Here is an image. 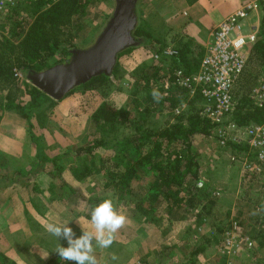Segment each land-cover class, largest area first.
Returning <instances> with one entry per match:
<instances>
[{
	"label": "rangeland",
	"instance_id": "374dc122",
	"mask_svg": "<svg viewBox=\"0 0 264 264\" xmlns=\"http://www.w3.org/2000/svg\"><path fill=\"white\" fill-rule=\"evenodd\" d=\"M244 1L242 0L240 7ZM30 2L33 1L26 0L23 5L9 9L0 17V37L7 36L16 39V35L22 34L27 29L29 23L34 18ZM92 2L87 12L88 14L75 21V48L70 50L91 47L113 16L116 8L115 0H92ZM173 43L176 42L171 37L170 40L161 39L159 44L154 40L144 41L140 39V45L137 46L140 51L133 52L132 54V51H129L119 57L117 61V65L119 66L117 75H110L109 82L102 88L96 90H78L76 88L77 91L75 93L65 96L60 100L49 96L53 101L46 103L42 108L41 121L46 127L50 120L55 119L58 122V126L62 125L64 127L63 130L66 132V136H70L71 139L78 138L75 143H81V147H86L101 137L93 127L92 115L105 102L118 108L131 110L129 113L134 124L131 123L128 126L118 125L119 128L115 134L117 136L123 134L133 135L135 130L145 127L157 130L164 127L170 121L174 122L176 118L174 114L176 113L174 112L173 114L174 107L172 105L173 101L178 99L182 90L176 84L175 70L170 66L168 71L165 64L166 61L164 62L162 58L163 55H166L165 53L174 49V47L169 45ZM70 57L58 55L53 62L65 64ZM249 60L246 72L251 70V68L253 69V66L257 64L254 61L250 65ZM21 74L23 78L18 79L20 83L27 81L33 85L27 75ZM244 76L245 74L242 75L243 78ZM242 77L240 79L244 80L245 78L243 79ZM147 78L149 80H146ZM263 79L264 71L261 68L256 81L243 82V87L238 86V81L233 90L235 101L238 103L242 95H248L249 97L252 90ZM153 90L158 91L160 94L157 99L153 98ZM2 95L0 92V99ZM22 95H24V99L21 101L26 102L25 99H29L28 95L24 91ZM69 97L75 98V101L70 100L69 102V105H74L70 109L72 111L78 110V112L73 114L74 116H65L64 118V115L59 116L64 109V104L61 102ZM181 100L185 101L179 106L181 108L180 114L188 109L186 104L189 105L187 97H183ZM119 105L123 106L119 107ZM252 106L254 105L252 104ZM142 112H144L143 115H141ZM254 123L256 122H251L245 126H250ZM36 131L37 134L41 135L39 143L42 145V143H45L41 134L42 129H39V132L38 129ZM205 138L211 142L205 141ZM205 143H211L209 145L213 147L208 150L209 154H215L222 159L226 155L225 159L231 161V163L240 165L241 179L236 190L216 189L214 193L216 203L213 208L205 201L191 208L185 206L184 200L177 212L169 216H163L154 224L148 223L141 216H137L128 205V199L122 202L119 199V193L116 194L114 190L104 188L105 173L100 168L108 157H112L109 150L100 149L94 155L83 153L79 157H75L72 154L75 159L68 161L64 158L62 159L64 154L61 151L53 155L58 158L56 159L58 160L56 161L57 165L71 164L74 168L80 169L81 173H84L87 168L89 170L90 176L85 177L87 181L83 184L86 193L85 200L83 201L86 202L81 205L85 207L80 210L86 214L85 220L90 221L91 219L92 210L89 200L102 198L104 200L111 199L114 207L120 214L134 221L129 226L125 224L120 229L124 236H126V233L128 236L133 232L135 235V258H127L130 257V252L126 250L124 245L129 240L123 244L127 252L122 246L119 247L120 260L124 261L127 258L126 264H141L142 262H147L148 264H184L189 259L188 257L191 252L203 243L208 244L207 248L209 249L206 254H202L199 257V264H264V170H260L257 175L251 174L248 177L249 173L244 169V165L253 162L255 159L252 158L253 155L249 151V146L244 142L236 143L235 145L238 146L236 149L237 154L234 153L229 156L228 145L222 146L219 143V137L216 132L211 130L208 136L196 135L193 138V149L196 154V150L202 149L201 147H204ZM217 144L222 147L218 148ZM75 146V150L72 148L74 151L80 148L77 145ZM206 147L207 145L204 148ZM44 154L51 156L46 150H44ZM225 159L223 160L225 161ZM75 160L76 163L73 164L74 162L71 161ZM106 164L108 165L107 162ZM38 166L43 170L54 171V173L56 170L51 163L38 164ZM228 194L232 199L230 200L232 208L230 205L228 207L226 204H220ZM233 196L234 198H232ZM203 204H207V208L204 210L202 209ZM86 225L90 227L89 223H86ZM8 232L3 236L4 241L13 242V244L11 243V247H15V249L11 250V253L5 254V252H2L4 247L0 245V250H2L0 251V262L4 261V256L15 262V264H47L50 257L53 256L54 252L42 251L36 252L35 255L39 259L38 257L34 259L33 241L27 238L28 242L22 235L10 236ZM130 241L132 242L133 240ZM140 242L147 243L149 249L145 250V252L144 250H140ZM164 249L166 250L163 252ZM112 250L114 252V247L110 248L108 253L110 254ZM142 254L143 256H141ZM97 261L98 264L104 263L103 259L102 261ZM116 262L112 261L111 264H115Z\"/></svg>",
	"mask_w": 264,
	"mask_h": 264
},
{
	"label": "trees",
	"instance_id": "16d2710c",
	"mask_svg": "<svg viewBox=\"0 0 264 264\" xmlns=\"http://www.w3.org/2000/svg\"><path fill=\"white\" fill-rule=\"evenodd\" d=\"M24 1H21L18 7L23 5ZM187 1L189 3L195 0ZM91 3H93L92 0L30 2L34 18L27 29L22 34L16 35V39L7 36L0 37V92L3 94L0 99V120L3 110H17L28 120L30 128H34V142L41 151H43L41 143L39 144L41 135L37 134L36 130L38 129L39 132V129L45 127L40 117L41 110L46 103L53 100L29 82L20 83L15 73L19 71L28 75L32 72L48 70L58 64L56 61L53 62L56 56H70V49L75 48V21L88 14ZM151 31L146 22H141L135 31V36L144 41L154 40L159 44L161 39L156 38ZM129 51L130 49L122 52L119 57ZM187 52L188 47L186 46L184 49L181 48L178 56L163 55L162 58L164 62L168 59L174 70L182 68L187 73L198 71L201 62H189ZM254 61L264 66L263 36H260L252 47L249 63ZM118 71L119 66L117 65L113 71L114 76ZM109 80V76L102 74L77 89H100ZM77 89L67 96L75 93ZM22 91L29 97L26 102L19 101V94ZM184 93L189 94L186 90H182L178 99L173 101L174 108L185 97ZM195 102V100L190 101L188 109L180 115L174 114L173 111L175 121L168 122L162 128L155 130L145 127L135 130L133 135L120 136L115 135L119 128L118 125L134 124L129 113L131 110L118 108L105 102L92 115L93 127L101 137L71 154L79 157L83 153L94 155L100 149L109 150L112 157L107 158L108 165L105 162L100 168L105 173L104 188L112 189L116 194L119 193V199L122 202L128 199L127 203L134 213L145 218L148 223H157L163 216L177 212L184 200L185 206L191 208L202 204V201L213 208L216 203L215 190L199 175L200 166L198 156L193 149V138L196 135L208 136L214 124L210 119L199 114L201 109L195 106ZM143 114L144 112L141 115ZM233 119L239 126H245L251 122L264 123V105L261 108L252 106L248 95H242ZM228 144L238 148L233 143ZM53 158L56 159V157ZM39 159L46 160L41 152ZM56 161L52 162L59 173L61 169ZM78 176L82 179L90 176L88 168ZM103 201L102 198L90 199L91 210ZM207 204L202 205L203 210L207 208ZM207 245L206 243L198 245L184 264H199V257L206 254L209 249ZM61 246L67 247L68 245ZM3 258L4 261L0 264H15L9 258L4 256ZM47 264H75V262L61 260L54 252ZM141 264L148 263L142 262Z\"/></svg>",
	"mask_w": 264,
	"mask_h": 264
},
{
	"label": "crops",
	"instance_id": "0c3cea01",
	"mask_svg": "<svg viewBox=\"0 0 264 264\" xmlns=\"http://www.w3.org/2000/svg\"><path fill=\"white\" fill-rule=\"evenodd\" d=\"M241 3L242 0H195L189 3L187 0H138L136 14L139 22L138 26L141 22H146L156 38L169 40L170 37L174 38L176 43L169 45L174 47L177 55L165 53L166 56H178L181 48L183 47L184 49L187 46V59L189 62L195 63L199 61L202 63L212 43L214 31L218 29L219 25L227 17L240 8ZM256 26H259L260 29L264 27V12L261 9L253 12L244 21V30L246 32H250ZM129 49L132 51L131 54L140 51L137 46ZM132 61L134 62V60ZM165 61L166 68L169 71L171 64L168 59ZM201 63L196 72L187 73L180 68L175 69V73L183 71L190 76L196 75L200 71ZM260 65L255 64L253 69L245 71L246 77L244 76L245 79L242 77L244 80L240 79L238 86H243V82L256 81L260 69L262 68V71H264V66ZM146 80L149 79L147 78ZM22 94L23 91L19 94V101L24 99ZM184 96L190 101H196L195 106L199 107V110L201 109L199 113L201 114L206 104L201 94L191 95L189 93L186 95L184 93ZM25 100L27 101L28 99ZM70 100L75 101V98L69 97L61 102L64 104V109L59 116L64 115L65 118V116H74L73 114L78 112V110L72 111L70 109L74 106L69 105ZM184 101L181 100L176 108L181 106ZM123 105H119V107ZM186 105L188 108L189 105ZM63 129L64 127L62 125L58 126V122L55 119L50 120L46 127L42 129L41 134L45 143H42L43 151H41L37 143L34 142V128H30L26 118L20 115L17 110H4L2 114L0 120V245L4 248L3 251H0L5 252V254H9L11 250L15 249V247H11L13 242L4 241L3 236L8 231L10 236L22 235L25 240L30 238L33 241L35 259L38 257L35 255L36 252H55L59 244H67L65 239H57L46 231L45 224L47 222H56L61 225L70 222L67 226L73 229L75 238L81 236L83 230H94L90 221L85 220L86 214L80 211L85 207L81 204L86 202L83 201L86 196L83 184L87 181V179H82L78 176L81 174L80 169L74 168L71 164L59 165L61 172H56L57 169L55 168L54 173V171L43 170L38 166V164L43 163H51L54 166L52 161L58 158L54 159L55 155L53 154H58L60 151L64 154L62 159L64 158L66 161L75 159L70 153L75 150V145L81 147V143H75L78 138L71 139L70 136H66V132ZM205 141L211 142L206 138ZM209 144L211 143H205L207 149L203 145L202 149L196 150L201 179L207 182L213 190L220 188L230 191L236 190L241 179L240 165L225 159L226 155L225 157L223 156L224 161L215 154H209L208 150L213 148ZM233 144L235 145L236 143ZM217 146L218 148L222 147L218 144ZM228 147L229 156L234 153L237 154V148H234L232 144H228ZM44 150L48 151L51 156L45 155ZM40 152L45 155L46 160L39 159ZM71 162L75 164L76 160ZM225 199L220 204H226V206L230 207L231 196L228 194ZM132 222L134 223L132 219L127 218L126 224L128 226ZM86 223H89L90 227H87ZM182 229L184 228L182 227ZM128 240L129 242L125 244L124 242ZM130 240L133 241L131 242ZM123 244H125L126 250L130 252V257L127 258H135L134 232L128 236L126 233V236H124L121 230L116 233L115 240L109 248L102 249L93 241L94 255L99 261L103 259V264H111L112 261H117L115 264H126L127 258L124 261L120 260L119 247L122 246L124 249ZM139 245L141 247L140 250H144V252L149 249L147 243L140 242ZM113 247L115 249L114 252L112 250L109 254L108 250ZM113 255L117 259H112Z\"/></svg>",
	"mask_w": 264,
	"mask_h": 264
},
{
	"label": "built area",
	"instance_id": "2783aa9c",
	"mask_svg": "<svg viewBox=\"0 0 264 264\" xmlns=\"http://www.w3.org/2000/svg\"><path fill=\"white\" fill-rule=\"evenodd\" d=\"M21 1L24 0H0V17L9 9L18 7ZM260 9L264 12V0H245L242 6L214 31L212 43L202 60L199 73L193 76L183 71L175 73L179 88L191 95L200 93L205 100L201 116L212 121V130L218 135L222 146L230 142H244L249 146L255 160L244 165V169L249 173L248 177L264 170V123L239 126L234 121L238 103L235 101L233 90L245 73L252 46L260 36L264 37V27H253L250 32L244 30V21ZM167 54L177 53L173 49ZM15 76L18 79L23 78L19 71H16ZM249 98L255 107H263L264 79L252 90ZM174 112L179 115L181 108H176Z\"/></svg>",
	"mask_w": 264,
	"mask_h": 264
},
{
	"label": "water",
	"instance_id": "95a60500",
	"mask_svg": "<svg viewBox=\"0 0 264 264\" xmlns=\"http://www.w3.org/2000/svg\"><path fill=\"white\" fill-rule=\"evenodd\" d=\"M115 1L113 16L91 47L71 50V57L65 64L27 75L36 88L60 100L94 77L112 75L119 55L140 45L134 35L139 24L136 14L138 0Z\"/></svg>",
	"mask_w": 264,
	"mask_h": 264
},
{
	"label": "clouds",
	"instance_id": "9594fccd",
	"mask_svg": "<svg viewBox=\"0 0 264 264\" xmlns=\"http://www.w3.org/2000/svg\"><path fill=\"white\" fill-rule=\"evenodd\" d=\"M152 95L157 99L160 94L153 90ZM126 222L127 217L116 210L111 199H106L92 209L90 224L93 231L83 230V234L75 238L73 229L67 226L70 222L63 225L47 222L45 229L55 238H63L67 241V247L59 244L55 250L61 260L72 261L75 264H98L94 255L93 241L102 249L111 247L116 233L125 226ZM112 259L115 260L117 257L113 255Z\"/></svg>",
	"mask_w": 264,
	"mask_h": 264
}]
</instances>
